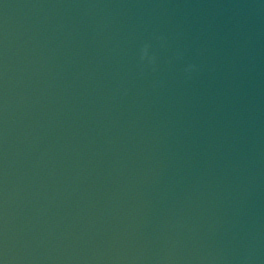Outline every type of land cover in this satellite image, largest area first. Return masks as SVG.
Wrapping results in <instances>:
<instances>
[{"label":"water","instance_id":"95a60500","mask_svg":"<svg viewBox=\"0 0 264 264\" xmlns=\"http://www.w3.org/2000/svg\"><path fill=\"white\" fill-rule=\"evenodd\" d=\"M258 34L264 0H0V264H264Z\"/></svg>","mask_w":264,"mask_h":264},{"label":"clouds","instance_id":"9594fccd","mask_svg":"<svg viewBox=\"0 0 264 264\" xmlns=\"http://www.w3.org/2000/svg\"><path fill=\"white\" fill-rule=\"evenodd\" d=\"M142 51H143L144 54H146V48L144 50H142ZM144 54H142L141 59L144 58Z\"/></svg>","mask_w":264,"mask_h":264}]
</instances>
